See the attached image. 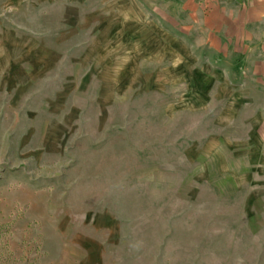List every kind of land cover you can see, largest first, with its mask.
Wrapping results in <instances>:
<instances>
[{
  "label": "rangeland",
  "instance_id": "1",
  "mask_svg": "<svg viewBox=\"0 0 264 264\" xmlns=\"http://www.w3.org/2000/svg\"><path fill=\"white\" fill-rule=\"evenodd\" d=\"M179 9L0 0V264H264L250 111Z\"/></svg>",
  "mask_w": 264,
  "mask_h": 264
},
{
  "label": "crops",
  "instance_id": "2",
  "mask_svg": "<svg viewBox=\"0 0 264 264\" xmlns=\"http://www.w3.org/2000/svg\"><path fill=\"white\" fill-rule=\"evenodd\" d=\"M177 1V20L185 16L193 22L191 27L180 25L182 33L194 31L202 38L196 44L205 49L204 61L221 74V83L235 87L227 96L232 105L242 103L250 111L242 146H235L239 153L233 150L231 157H240L241 164L251 167L246 170L264 174V0ZM168 6L166 1L165 16L171 17Z\"/></svg>",
  "mask_w": 264,
  "mask_h": 264
}]
</instances>
